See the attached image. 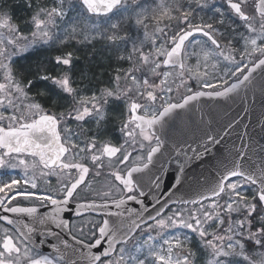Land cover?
<instances>
[{
  "label": "snow or ice",
  "instance_id": "6c2138e0",
  "mask_svg": "<svg viewBox=\"0 0 264 264\" xmlns=\"http://www.w3.org/2000/svg\"><path fill=\"white\" fill-rule=\"evenodd\" d=\"M21 6L0 0V264H264V147L244 125L215 154L264 95V0Z\"/></svg>",
  "mask_w": 264,
  "mask_h": 264
},
{
  "label": "water",
  "instance_id": "95a60500",
  "mask_svg": "<svg viewBox=\"0 0 264 264\" xmlns=\"http://www.w3.org/2000/svg\"><path fill=\"white\" fill-rule=\"evenodd\" d=\"M260 88L261 82L257 80L255 85L247 92V99L245 100L244 104L241 105L237 103L235 106H233L232 114H235L236 111H239V116L237 119L242 122L241 127L236 133H233V135L228 138L226 145L220 146L219 153H215L214 150L216 155L228 156L226 149L231 148L233 144L239 148L241 140L238 138V134L245 131L243 127L244 125H249L248 132L252 137V144L257 153V155L253 156L252 159L257 163L259 162L260 149L264 147V133L260 131L259 124L257 123L260 113L264 111V95L261 94ZM244 109H247V114L245 113ZM178 128L179 125L178 122H176V124H174V130H178ZM244 143H248L247 137L245 138ZM212 163H216V160H213Z\"/></svg>",
  "mask_w": 264,
  "mask_h": 264
},
{
  "label": "trees",
  "instance_id": "16d2710c",
  "mask_svg": "<svg viewBox=\"0 0 264 264\" xmlns=\"http://www.w3.org/2000/svg\"><path fill=\"white\" fill-rule=\"evenodd\" d=\"M19 2V3H18ZM20 2H22V0H9V3L12 5L14 12H13V16L15 18H24L25 14H26V6H21ZM18 22H22V20L18 21ZM100 57V56H99ZM99 57L97 58V60L92 64L91 68H89L88 66L85 65L84 60L81 59V65L87 69L88 73H90V75L92 74V72L94 71L96 74L98 73V66H94V64L100 62ZM36 58H34L35 60ZM39 59L43 60L44 58L39 57ZM102 64V63H100ZM103 66V65H102ZM101 67V66H100Z\"/></svg>",
  "mask_w": 264,
  "mask_h": 264
},
{
  "label": "rangeland",
  "instance_id": "374dc122",
  "mask_svg": "<svg viewBox=\"0 0 264 264\" xmlns=\"http://www.w3.org/2000/svg\"><path fill=\"white\" fill-rule=\"evenodd\" d=\"M18 3H19V2H18ZM20 4H22V2H20ZM39 57H41V58L43 57V58H44L43 55H41V56H39ZM98 57H99V55L96 57V60H97ZM99 60H100V62L94 64V66H98V68H99L97 75L99 76V75L103 74V78L107 79L108 76L114 74V73H113V69L108 67V64H107V61H106V60H102L101 57H99ZM80 62H81V61H80ZM100 63H102V64H100ZM191 63L194 64L195 61L193 60V61H191ZM102 65H103V66H102ZM100 66H101V67H100ZM84 71L88 73V71H87L86 68H85ZM88 74L90 75V73H88Z\"/></svg>",
  "mask_w": 264,
  "mask_h": 264
},
{
  "label": "flooded vegetation",
  "instance_id": "af4514ba",
  "mask_svg": "<svg viewBox=\"0 0 264 264\" xmlns=\"http://www.w3.org/2000/svg\"><path fill=\"white\" fill-rule=\"evenodd\" d=\"M28 18V17H27ZM53 179V183H55V177L52 178Z\"/></svg>",
  "mask_w": 264,
  "mask_h": 264
},
{
  "label": "bare ground",
  "instance_id": "6f19581e",
  "mask_svg": "<svg viewBox=\"0 0 264 264\" xmlns=\"http://www.w3.org/2000/svg\"><path fill=\"white\" fill-rule=\"evenodd\" d=\"M27 9V8H26ZM25 15H27V11H26V14Z\"/></svg>",
  "mask_w": 264,
  "mask_h": 264
}]
</instances>
